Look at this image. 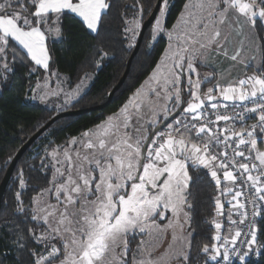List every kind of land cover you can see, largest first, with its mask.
Returning a JSON list of instances; mask_svg holds the SVG:
<instances>
[{
    "label": "snow or ice",
    "instance_id": "obj_1",
    "mask_svg": "<svg viewBox=\"0 0 264 264\" xmlns=\"http://www.w3.org/2000/svg\"><path fill=\"white\" fill-rule=\"evenodd\" d=\"M130 7L132 15L122 17L129 48L141 33L145 11L139 0ZM110 8L111 0H0V85L25 57L49 70L46 40L61 36L66 10L98 33ZM168 10L169 0H162L150 48L160 34L168 43L145 83L116 113L66 146L45 148L40 169L51 172L49 186L32 197L30 208L16 192L17 212L28 213L22 222L37 226L25 235L14 225L11 242L27 253L26 264H192L191 233L183 231L191 220L192 168L205 170L214 182L217 216L224 215L222 197H230L228 234L212 221L215 242L200 249L205 264H232L233 256L245 264L251 252L264 248L258 245L256 219L264 216V63L255 64L256 50H246L250 37L259 36L254 30L264 29V0H186L171 29L163 21ZM97 52L101 59L108 55ZM216 57L255 70L223 83L216 73L198 71V65L214 67ZM50 75L57 77V87L50 88L46 77L31 89V99L47 103L63 95L68 104L90 78L84 73L65 91L59 73ZM212 81L202 94V85ZM249 119L254 123L247 124ZM18 183L26 188L22 169ZM45 195L55 203L42 200ZM169 212L168 223H158ZM169 229L172 243L156 256L152 246ZM30 241L36 247H29Z\"/></svg>",
    "mask_w": 264,
    "mask_h": 264
},
{
    "label": "trees",
    "instance_id": "obj_2",
    "mask_svg": "<svg viewBox=\"0 0 264 264\" xmlns=\"http://www.w3.org/2000/svg\"><path fill=\"white\" fill-rule=\"evenodd\" d=\"M157 0H139L145 9L143 22L148 18ZM186 0H170L169 10L164 18V26L170 29L179 17ZM137 0H111V8L102 17L98 33L88 30L86 25L74 14L65 11L60 18L61 36L58 39L48 37L46 44L50 53L49 70L35 67L34 62L24 58L17 61L14 72L6 84L0 85V186L3 177L15 155L22 145L36 131L45 125L56 114L48 105L33 104L29 101L32 86L45 73L57 72L67 77L70 87L78 84L84 73L92 75L86 90L66 110L83 109L103 104L109 92L120 80L126 68L134 46L129 48V40L123 33L122 17L131 16L134 9L131 5ZM142 22V24H143ZM152 26V25H151ZM149 26L142 38L139 49L133 56L129 71L123 84L114 92L110 103L102 109L87 111L78 115L61 117L55 120L38 136L20 156L6 182L1 194L0 205V264H26L29 259L26 252H20L12 245L14 225L19 224L27 235L29 227L36 228L34 222L23 223L28 213L17 212L16 192L21 191V200L26 208L31 207V200L41 189H46L51 172L43 174L40 169L41 158L45 148L54 145H66L72 137L81 135L93 128L107 116L117 112L129 99L140 84L149 76L166 48L167 39L161 34L154 47ZM261 45L262 63H264V29L257 28ZM102 49L108 55L103 59L97 52ZM99 64V66H98ZM35 67L36 71L30 69ZM11 157V160L9 158ZM23 170L26 188L21 190L18 173ZM193 183L190 185L189 201L192 208L188 230L191 233L192 264H205L206 254L200 249L204 244H212L215 228L212 221L216 218L214 197L219 193L214 182L203 169H190ZM258 235L264 243V218L258 225ZM41 229H37L39 232ZM132 243L135 247L136 242ZM29 247H36L29 243ZM249 264H264V248L260 257Z\"/></svg>",
    "mask_w": 264,
    "mask_h": 264
},
{
    "label": "rangeland",
    "instance_id": "obj_3",
    "mask_svg": "<svg viewBox=\"0 0 264 264\" xmlns=\"http://www.w3.org/2000/svg\"><path fill=\"white\" fill-rule=\"evenodd\" d=\"M158 15H159V13H158ZM164 18H163V21H164ZM154 21H155V19H154ZM154 21H153V23H154ZM153 23L151 25H153ZM151 28H152V26H151ZM151 28H150V34H151ZM163 35L167 39V35L166 34H163ZM49 37H52V39H58L59 38V37L56 38L55 35H52V36H49ZM251 39L252 38L250 37L249 40L251 41ZM151 41H152V37H151ZM129 43H130V41H129ZM167 43H168V39H167ZM232 47H233L232 45H229V51H230V53H231ZM246 50L248 52H252V50H256L255 51V55H256L257 59H256V61L254 63L255 64H259V57H260V49H259V46H246ZM214 65H215L214 67H207V66H199L198 65V71L200 73H202V74H206V73H216L219 76L221 82L223 83L225 79L231 80L232 78L236 77L237 74L244 73V72H251V71H254L255 70L254 68H245V67H243L241 65H233V62H231L229 59H225L223 57H216L215 58V61H214ZM98 66H99V64H98ZM35 67H38V66H35ZM45 71H47V70H45ZM46 77L49 78V87L52 88V89H55L57 87V77L51 76L50 73H45L39 79H37L36 82L34 83V85L32 86V88H35L38 82L41 83V84H43L44 79ZM148 77L141 83V85H143L145 83V81L148 79ZM59 78L62 81L61 87H63L65 91H69V90L75 88V86L77 85L76 84V85L70 87L68 85L67 77L65 75L59 74ZM91 79H92V75H90V78L85 81L84 90L82 91V93L88 87ZM214 83H215V81H212L211 83L203 84L202 87H201L202 94L205 93L207 91V88L208 87H211ZM141 85L139 86V88L141 87ZM82 93H81V95H82ZM31 95H32V92L30 91V94H29L28 98H29V101L31 103H33V104L48 105L49 107L53 108L55 110V112L65 111L66 108H67V106L69 104H71L72 102H74L78 98L77 97L76 99H74L73 101H71L68 104H64V97H63V95H61L59 98L58 97H55V96H52V97H49V101L47 103H44V102H41L39 100H33V99H31L30 98ZM182 98L184 100H187L188 99V97L186 95L183 96ZM57 105H64V106L62 108H57L56 107ZM145 111L147 112V109H145ZM169 118L170 119H169L168 123H170L171 122V119H172L171 117H169ZM145 127L147 128L148 126L145 125ZM148 131H151V129L148 128ZM228 186H230V185H228ZM223 198L224 197H222V199ZM41 199L42 200H45V201H48V202H51V203H55V201L54 200H50L47 195H45ZM170 217H171V213L169 212V213H167V217L164 220H158V223H160V224H167L168 223V218H170ZM217 219H219L218 216L215 218V220L217 221ZM183 231H184L185 236H187V234L190 233L189 230H188V222H185L184 223ZM137 239L140 240L141 237L140 236H137ZM171 243H172V230L169 229L167 232L162 233L161 234V239L155 241V243L153 244L152 247H153L154 254L156 256H160V255L164 254L168 250V246Z\"/></svg>",
    "mask_w": 264,
    "mask_h": 264
},
{
    "label": "water",
    "instance_id": "obj_4",
    "mask_svg": "<svg viewBox=\"0 0 264 264\" xmlns=\"http://www.w3.org/2000/svg\"><path fill=\"white\" fill-rule=\"evenodd\" d=\"M162 2V0H157L156 1V4L153 8V10L151 11L150 15L148 16V18L143 22L142 24V29H141V33L138 37V39L136 40V43H135V46H134V49L130 55V57L128 58L127 60V63H126V68H125V71L123 72L120 80L118 81V83L113 87V89L109 92L108 94V99L101 105H98V106H94V107H90V108H83V109H74V110H65V111H62V112H57L56 114H54L51 119L45 124L43 125L38 131H36L30 138H28V140L22 145V147L15 153L4 177H3V180H2V183H1V186H0V205H1V194L4 190V187L6 185V182L12 172V169L14 168L15 164L17 163L18 159L20 158V156L26 151V149L30 146V144L38 137L40 136L55 120H57L58 118H61V117H66V116H73V115H78V114H81V113H84V112H87V111H91V110H98V109H102L104 108L105 106H107L111 99H112V96L114 94L115 91H117L120 86L123 84L124 80H125V77L129 71V67H130V64H131V60L133 58V56L135 55V53L137 52V50L139 49V46L141 44V41H142V38H143V35L146 31V29L151 26V24L153 23L154 19L156 18V16L158 15L159 13V7H160V3ZM170 119V118H169ZM168 119V121H169ZM167 121V122H168Z\"/></svg>",
    "mask_w": 264,
    "mask_h": 264
},
{
    "label": "built area",
    "instance_id": "obj_5",
    "mask_svg": "<svg viewBox=\"0 0 264 264\" xmlns=\"http://www.w3.org/2000/svg\"><path fill=\"white\" fill-rule=\"evenodd\" d=\"M252 123H254L253 119H249L247 121V124H249V125L252 124ZM238 127H239V125H238ZM228 187H233V186L230 185ZM245 196H249V193L245 192ZM227 199H230V197H227V198L224 197L222 199V203H224V215L223 216H218L219 219H217V222H220L223 225V227L221 229V234L222 235H227L228 234V227H229L228 220H227V213H228L229 205L227 203ZM248 211H249V215H251V205L250 204L248 205ZM216 217H217V215H216ZM233 218L234 219L236 218L235 215L233 216ZM263 218H264V216L256 218L257 219V227L259 225L260 220L263 219ZM241 239H244V237H241ZM214 242L215 241H213V243ZM261 243L262 242L260 241L259 235H258V245L261 244ZM261 251H262V249H261ZM261 251H260L259 254H257L255 251L251 252L250 255L246 258L245 264H249L250 262L257 260L260 257ZM208 264H215V262H213L211 260H208ZM225 264H226V262H225ZM232 264H240V261H239L238 257H236V256L232 257Z\"/></svg>",
    "mask_w": 264,
    "mask_h": 264
},
{
    "label": "crops",
    "instance_id": "obj_6",
    "mask_svg": "<svg viewBox=\"0 0 264 264\" xmlns=\"http://www.w3.org/2000/svg\"><path fill=\"white\" fill-rule=\"evenodd\" d=\"M182 10H183V9H182ZM66 11H67V10H66ZM72 14H73V13H72ZM74 15H75V14H74ZM75 16H76V15H75ZM78 18H79V17H78ZM79 19H81V18H79ZM81 20H82V19H81ZM176 21H177V20H176ZM174 24H175V23H174ZM171 28H172V27H171ZM171 28H170V29H171ZM254 31H255V30H254ZM255 32H256V31H255ZM55 37H56V36H55ZM56 38H57V37H56ZM251 38H252L251 41L249 40V41L246 42V46H259V49H260L259 64H261V63H262V57H261V45H260V42H259V40H258L257 37H254V36H253V37H251ZM166 46H167V45H166ZM38 67H40V66H38ZM243 67H244V66H243ZM40 68L43 69L42 67H40ZM43 70H44V69H43ZM140 85H141V84H140ZM203 87H204V86H203ZM205 87H206V86H205ZM138 88H139V87H138ZM138 88H137V89H138ZM135 91H136V90H135ZM132 95H133V94H132ZM132 95H131V96H132ZM131 96H130V97H131ZM125 103H126V102H125ZM125 103H124L123 105H125ZM123 105H122V106H123ZM122 106H121V107H122ZM121 107H120V108H121ZM120 108H119V109H120ZM115 113H116V112H115ZM111 115H112V114H111ZM91 129H92V128H91ZM79 136H80V135H79ZM79 136H77V137H79Z\"/></svg>",
    "mask_w": 264,
    "mask_h": 264
}]
</instances>
